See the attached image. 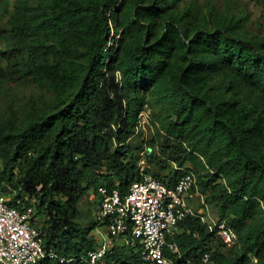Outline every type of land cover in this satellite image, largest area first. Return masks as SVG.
<instances>
[{
    "label": "trees",
    "instance_id": "1",
    "mask_svg": "<svg viewBox=\"0 0 264 264\" xmlns=\"http://www.w3.org/2000/svg\"><path fill=\"white\" fill-rule=\"evenodd\" d=\"M182 1L17 0L9 27H0L8 42L0 46V85L5 60L12 73L38 72L54 89L41 107L0 122V190L11 205L36 196L46 215L37 227L59 255L34 264H90L86 256L99 242L76 220L77 202L101 186L128 191L142 149L168 186L193 172L216 218L237 233L226 246L189 215L179 222V255L166 251L173 264L204 252L211 264H264V37L225 22L193 27L177 9ZM113 28L121 37L111 43ZM154 94L165 107L152 113L149 142L162 153L134 138ZM169 162L175 167L162 173ZM212 241L219 246L210 248ZM94 264L152 263L117 241Z\"/></svg>",
    "mask_w": 264,
    "mask_h": 264
},
{
    "label": "built area",
    "instance_id": "2",
    "mask_svg": "<svg viewBox=\"0 0 264 264\" xmlns=\"http://www.w3.org/2000/svg\"><path fill=\"white\" fill-rule=\"evenodd\" d=\"M150 119L149 109H143L140 126ZM98 191L101 200L96 220L107 232L101 233L98 247L88 252L85 260L90 264L99 261L122 237L140 250L145 261L173 264L166 251L179 255L176 241L179 222L189 215L206 222L205 216L190 205V200L197 196L206 205L197 177L191 171L182 175L174 186H168L142 166L139 178L130 183L125 193L107 186L99 187ZM9 201V196L0 190V264H34L41 259L57 258L56 249L45 244L42 231L34 224L35 205L25 204L21 198L15 205ZM208 227L226 246L236 243L237 233L226 220L212 219ZM186 264H211L210 253L204 252Z\"/></svg>",
    "mask_w": 264,
    "mask_h": 264
},
{
    "label": "rangeland",
    "instance_id": "3",
    "mask_svg": "<svg viewBox=\"0 0 264 264\" xmlns=\"http://www.w3.org/2000/svg\"><path fill=\"white\" fill-rule=\"evenodd\" d=\"M38 2L39 0H29V3L34 5L38 4ZM17 3V0H8L7 7L0 8V27H9L8 19L11 13L17 10ZM177 9L181 10V13L184 14V19L193 27L200 26L202 29H212L215 25L225 22L237 26L239 32L244 36L264 37V0H184L177 6ZM120 37L121 31L116 32L113 28L109 36L111 43L119 40ZM0 46L6 47L8 42L0 39ZM1 62L8 73L7 79L0 85L1 123L6 122L14 111L20 117H23L32 106L41 107L45 102L50 101L54 89L50 82L41 74L34 72L19 76L11 72L5 60H1ZM72 62L74 67H81L84 59L81 57L75 58ZM157 104L165 107L161 99L154 94L153 100L149 101L148 106H146L151 116L157 110ZM153 131L154 125L151 118L144 126L138 125L134 138L135 140H144L145 147L149 148L148 152L162 153L159 147L154 144L150 145L149 141ZM139 155L138 164L140 168L143 166L146 171L150 167L153 171L152 175L161 173L157 164H149L143 149L139 152ZM175 165L174 162H169L167 170L162 173H167ZM8 194L11 195V193ZM24 198L29 199L30 203L35 205L34 223L39 228H43L46 221L45 210L39 211L37 209L38 200L36 196L29 197L28 194H24ZM100 200V192L96 193L93 189H89L77 202L76 214V220L84 226L88 235H94L98 242L101 241V236L93 226L96 222L97 207ZM209 211L214 217H217L216 208L211 204ZM208 245L214 249L219 246V242L212 241Z\"/></svg>",
    "mask_w": 264,
    "mask_h": 264
},
{
    "label": "crops",
    "instance_id": "4",
    "mask_svg": "<svg viewBox=\"0 0 264 264\" xmlns=\"http://www.w3.org/2000/svg\"><path fill=\"white\" fill-rule=\"evenodd\" d=\"M9 198H10V197H9ZM198 200L200 201V198H199L198 196L190 200V205L194 208V210H195V211H198V212L201 213V214H203V215L205 216V218H206V222H207V223H209L212 219H213V220L217 219L216 217H214V216L210 213L208 204L203 205V204L201 203V201L199 202ZM98 204H100V202H99ZM201 204H202V205H201ZM98 209H99V205H98V207H97V212H98ZM34 224H35V223H34ZM95 230H97V233H99L100 236H101V233L105 234V233L107 232L106 227H105V226H102V225H100V224H98V223H97V220H96ZM117 241H118V242H119V241H125L126 243H128V242H127V239L124 238V237L119 238Z\"/></svg>",
    "mask_w": 264,
    "mask_h": 264
},
{
    "label": "bare ground",
    "instance_id": "5",
    "mask_svg": "<svg viewBox=\"0 0 264 264\" xmlns=\"http://www.w3.org/2000/svg\"><path fill=\"white\" fill-rule=\"evenodd\" d=\"M199 201V200H198ZM200 202V201H199ZM202 205V204H201ZM181 227V226H180ZM171 258H172V254H171ZM173 259V258H172Z\"/></svg>",
    "mask_w": 264,
    "mask_h": 264
}]
</instances>
